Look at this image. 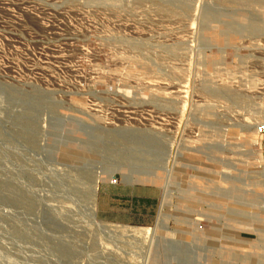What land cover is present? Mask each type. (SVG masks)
<instances>
[{
    "label": "rangeland",
    "instance_id": "obj_1",
    "mask_svg": "<svg viewBox=\"0 0 264 264\" xmlns=\"http://www.w3.org/2000/svg\"><path fill=\"white\" fill-rule=\"evenodd\" d=\"M261 122L264 0H0V264H259ZM113 178L153 224L101 217Z\"/></svg>",
    "mask_w": 264,
    "mask_h": 264
},
{
    "label": "crops",
    "instance_id": "obj_2",
    "mask_svg": "<svg viewBox=\"0 0 264 264\" xmlns=\"http://www.w3.org/2000/svg\"><path fill=\"white\" fill-rule=\"evenodd\" d=\"M255 145L260 146L259 147L260 153L257 155L258 163H256V169L244 170V178H243L244 187L242 191H240V194L237 193L236 195L237 189L235 188H232L233 189L232 194L230 192L232 191L231 188L230 189H227L226 187L217 188L218 190L217 196L219 195L222 198H224L226 195L222 196L223 193L222 194L220 193V188H225L229 192L228 194L229 198L234 197V195L238 198L236 199L237 202L236 204L235 202L230 201L231 198L229 199V202L227 203L228 204L227 207L231 208L229 210L235 211V209H237L238 211V209L241 208V210H243L245 213L246 212L245 208L251 206V203L246 202L245 200H250L249 198L252 197L253 195L257 196L258 202H261V195L259 192L254 191V194H250L248 192L250 190L249 189L250 185H254L255 188L264 187V143L260 144L259 141H256ZM197 167L200 170V172L203 171L205 174L209 173V171L210 173L218 172L216 166L213 164L212 161L211 163L204 162V166L198 165ZM204 173L202 175H205ZM155 191H156L155 187L149 184L146 185L139 183L128 184L122 181L118 182V184H113L111 183V181L110 182L108 181L104 183V186L101 190V195L99 199L100 215L104 220L111 222H122L126 224H136V225L153 224L157 213L156 204H158V198H156ZM206 194L208 196L209 192H207ZM239 195H243V196L241 197ZM240 197L243 200H241ZM216 199L218 198L216 197ZM219 205L220 204L218 201L214 203L216 210L219 209ZM247 216L248 215H246L245 219L240 220L239 223L234 224V227L243 228V229H252L253 231L258 232L259 235H263L264 233L263 226L259 228L253 227L252 226L253 224L251 223V221H249V219H247ZM251 217L253 216H250V218ZM262 218L263 217L259 218L260 223L264 222V219ZM238 234L240 237L242 236L240 233ZM255 260H251V261L255 262ZM257 261L259 264H264V257L263 259L257 258Z\"/></svg>",
    "mask_w": 264,
    "mask_h": 264
},
{
    "label": "bare ground",
    "instance_id": "obj_3",
    "mask_svg": "<svg viewBox=\"0 0 264 264\" xmlns=\"http://www.w3.org/2000/svg\"><path fill=\"white\" fill-rule=\"evenodd\" d=\"M95 186H97V185H95ZM93 191L96 192V188H94ZM114 227H116L117 229H120V230L132 231L135 235H139L140 233L143 235L148 234L150 229H151L150 227H146L145 229H134L135 227L128 226V225H119V226L114 225Z\"/></svg>",
    "mask_w": 264,
    "mask_h": 264
},
{
    "label": "built area",
    "instance_id": "obj_4",
    "mask_svg": "<svg viewBox=\"0 0 264 264\" xmlns=\"http://www.w3.org/2000/svg\"><path fill=\"white\" fill-rule=\"evenodd\" d=\"M256 131H257V134L259 136H261L262 138H264V122H261L257 125L256 127ZM112 183H116L117 182V178H113L111 180Z\"/></svg>",
    "mask_w": 264,
    "mask_h": 264
}]
</instances>
